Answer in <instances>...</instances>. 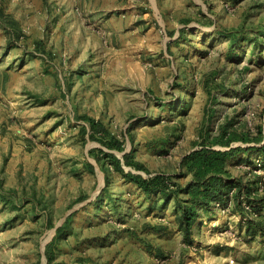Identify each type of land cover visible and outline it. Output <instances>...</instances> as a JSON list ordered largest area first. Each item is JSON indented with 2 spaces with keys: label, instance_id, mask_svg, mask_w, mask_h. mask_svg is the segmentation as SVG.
Returning a JSON list of instances; mask_svg holds the SVG:
<instances>
[{
  "label": "rangeland",
  "instance_id": "rangeland-1",
  "mask_svg": "<svg viewBox=\"0 0 264 264\" xmlns=\"http://www.w3.org/2000/svg\"><path fill=\"white\" fill-rule=\"evenodd\" d=\"M259 125L212 145L236 185L192 242L103 156L184 185V155ZM263 145L264 0H0V264H264Z\"/></svg>",
  "mask_w": 264,
  "mask_h": 264
},
{
  "label": "trees",
  "instance_id": "trees-1",
  "mask_svg": "<svg viewBox=\"0 0 264 264\" xmlns=\"http://www.w3.org/2000/svg\"><path fill=\"white\" fill-rule=\"evenodd\" d=\"M88 120L93 129L90 137L102 138L95 135L99 130L103 134L107 133L99 121H95L91 117H88ZM238 138L243 140L250 138L260 141L263 138V127L259 125L256 135L252 137L247 136L245 133L237 134L234 131L228 130L227 127H222L220 132L209 141V144H202L201 147L190 151L181 158L179 165L185 168V171H180L177 176L185 172H189L192 175L184 185L173 181L172 177L160 173L144 177L130 170L125 171L119 157L109 152H103V156L111 157L115 170L123 173V176L127 180L135 183L145 194H160L165 201L173 199L177 211L176 220L178 229L183 232L184 239L187 242H192V226L198 219L199 211H209L211 204L215 200L224 201L228 199L229 190L233 185H236V180L226 179V177L230 176L227 168V159L234 153L236 147L222 150L213 148L212 145H230L233 140ZM103 141L109 148L122 150L124 147L123 141L114 136H110L108 140L103 139ZM262 148L264 149V145ZM123 158L126 165H131L137 169H145L142 163L135 161L131 157L130 152L124 153ZM105 181L106 183L109 182L108 176L105 177ZM182 193L185 194V197H181L180 194ZM240 194L241 190L239 188L232 195L236 208L241 207L240 200L238 199ZM256 224L260 225V229H262L259 221Z\"/></svg>",
  "mask_w": 264,
  "mask_h": 264
},
{
  "label": "crops",
  "instance_id": "crops-1",
  "mask_svg": "<svg viewBox=\"0 0 264 264\" xmlns=\"http://www.w3.org/2000/svg\"><path fill=\"white\" fill-rule=\"evenodd\" d=\"M92 164V163H91ZM94 166V165H93ZM94 168V167H93Z\"/></svg>",
  "mask_w": 264,
  "mask_h": 264
}]
</instances>
